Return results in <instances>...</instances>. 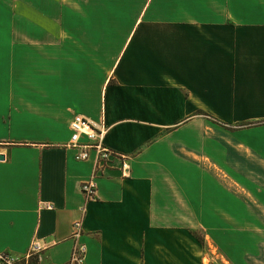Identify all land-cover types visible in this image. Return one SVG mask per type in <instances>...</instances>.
Wrapping results in <instances>:
<instances>
[{
	"label": "crops",
	"instance_id": "1",
	"mask_svg": "<svg viewBox=\"0 0 264 264\" xmlns=\"http://www.w3.org/2000/svg\"><path fill=\"white\" fill-rule=\"evenodd\" d=\"M73 114L102 121L124 155L91 200L80 183L96 158L67 144ZM201 116L249 165L210 154L264 197V0H0V250L36 241L21 264H62L80 219L87 264H204L207 235L192 231H209L212 198L191 222V179L157 153Z\"/></svg>",
	"mask_w": 264,
	"mask_h": 264
},
{
	"label": "rangeland",
	"instance_id": "2",
	"mask_svg": "<svg viewBox=\"0 0 264 264\" xmlns=\"http://www.w3.org/2000/svg\"><path fill=\"white\" fill-rule=\"evenodd\" d=\"M187 124L164 140L170 148L164 147L157 153L166 156L161 164L162 171L187 175L191 179V222H200L199 207L203 203L200 193L212 198L211 204L206 205L210 212L205 226L209 231H192L201 240L207 235L204 264H264V203L259 199L264 197L252 188L250 191V187L255 186L232 181V166L244 164L239 156L243 148L234 146L240 141L229 139L218 123L204 116L192 117ZM221 149L222 154L232 159L229 168L223 166V156L217 159L210 154ZM216 198L223 203V208L216 210L217 215L214 214Z\"/></svg>",
	"mask_w": 264,
	"mask_h": 264
},
{
	"label": "built area",
	"instance_id": "3",
	"mask_svg": "<svg viewBox=\"0 0 264 264\" xmlns=\"http://www.w3.org/2000/svg\"><path fill=\"white\" fill-rule=\"evenodd\" d=\"M69 127L71 131L67 144L76 150L75 159L84 160L89 157L90 153L93 152L95 154L96 166L94 167V171L80 183V190L83 196L86 200H91L95 197L96 193V173L101 172L113 158L124 155L111 150L103 142L107 126L102 121L98 124L92 123L91 120L80 114H73L69 121ZM127 167L128 165L125 160L122 161L121 168L125 171ZM72 228V250L69 253L68 259L62 264H87L85 261L86 245L79 240V236L82 234L81 220H75L72 223ZM41 249L42 246L34 241L30 249L23 256L0 250V264H21L22 260H27L34 254L37 255Z\"/></svg>",
	"mask_w": 264,
	"mask_h": 264
},
{
	"label": "water",
	"instance_id": "4",
	"mask_svg": "<svg viewBox=\"0 0 264 264\" xmlns=\"http://www.w3.org/2000/svg\"><path fill=\"white\" fill-rule=\"evenodd\" d=\"M3 156H4L3 154L0 155V157H3Z\"/></svg>",
	"mask_w": 264,
	"mask_h": 264
}]
</instances>
